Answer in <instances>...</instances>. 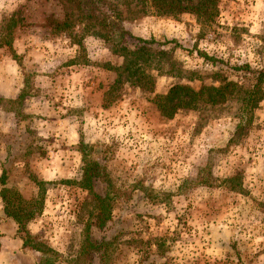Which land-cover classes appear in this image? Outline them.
<instances>
[{
    "label": "rangeland",
    "instance_id": "1",
    "mask_svg": "<svg viewBox=\"0 0 264 264\" xmlns=\"http://www.w3.org/2000/svg\"><path fill=\"white\" fill-rule=\"evenodd\" d=\"M105 1L152 41V92L66 0H0V188L41 203L18 231L0 202V264H264V77L241 101L264 69V0H218L211 20ZM222 80L238 90L170 118L152 101ZM87 160L102 177L81 187Z\"/></svg>",
    "mask_w": 264,
    "mask_h": 264
},
{
    "label": "trees",
    "instance_id": "2",
    "mask_svg": "<svg viewBox=\"0 0 264 264\" xmlns=\"http://www.w3.org/2000/svg\"><path fill=\"white\" fill-rule=\"evenodd\" d=\"M74 9L78 10L83 18L91 20L100 32H97L98 37L103 41L111 44L113 51L121 56V70L131 72L135 75L134 80L131 81L134 86H141L148 92L153 89V76L145 73L142 64L147 60V45L151 40H143L134 36L127 31L123 24L119 11L105 0H66ZM152 7L159 13H182L188 12L194 14L197 18L203 20H211L217 8L218 0H150ZM47 26L51 32H66L71 28V22L67 17L56 19L46 16L42 24ZM10 46V37L3 36L0 39L1 46ZM255 81L253 89L246 93L247 97H242L241 101L248 102L250 100L251 92L258 86L261 79L264 77V69L254 71ZM238 90L235 82L230 80H222L218 85H201L194 90L190 86L182 84H173L167 92L163 94H154L152 101H154L160 115L170 118L173 114L184 108H193L198 103L215 104L222 102L227 96L233 94ZM18 93L16 98L21 97ZM101 167L95 161L87 160L81 172V187H87L90 183L99 180L102 177ZM224 182L231 185L230 189L236 190L240 186L237 175L226 177ZM5 182V175L0 173V185L3 186ZM91 192V191H90ZM95 201L94 205L97 211H103L107 205L106 194H93ZM0 202L2 209L7 217H9L16 225L18 231H22L24 224L34 218L40 211V205L36 199L24 200L17 194L12 192L9 188H0ZM160 238L154 239L155 247L159 253L163 252L162 244L158 241ZM38 264H44L40 262Z\"/></svg>",
    "mask_w": 264,
    "mask_h": 264
}]
</instances>
